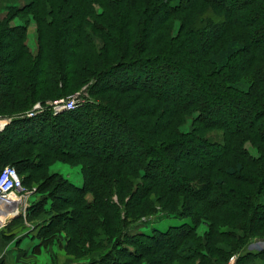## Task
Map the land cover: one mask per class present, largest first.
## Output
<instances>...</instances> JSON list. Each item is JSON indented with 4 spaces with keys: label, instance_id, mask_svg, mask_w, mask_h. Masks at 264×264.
<instances>
[{
    "label": "trees",
    "instance_id": "1",
    "mask_svg": "<svg viewBox=\"0 0 264 264\" xmlns=\"http://www.w3.org/2000/svg\"><path fill=\"white\" fill-rule=\"evenodd\" d=\"M84 87L83 106L25 117ZM3 118L0 171L47 192L28 209L49 216L40 246L64 233L86 264L264 261L248 249L264 240V0H0ZM156 215L190 223L141 232Z\"/></svg>",
    "mask_w": 264,
    "mask_h": 264
},
{
    "label": "crops",
    "instance_id": "2",
    "mask_svg": "<svg viewBox=\"0 0 264 264\" xmlns=\"http://www.w3.org/2000/svg\"><path fill=\"white\" fill-rule=\"evenodd\" d=\"M37 199V195L32 194L26 196L23 202L19 200L15 202L14 205L18 208L23 206L21 214L8 218L0 224V261L2 264H86L85 261L75 260L64 252V234L57 235V239L52 244L40 246L41 240L38 238V232L41 223L49 216L47 214L37 217L28 215V209L39 202ZM48 207L46 206L47 210ZM14 219L16 221L10 224ZM2 236H10L11 239L7 240ZM37 248H39L38 251H36ZM263 248L264 240H257L248 249L258 252ZM251 264H264V261L256 259Z\"/></svg>",
    "mask_w": 264,
    "mask_h": 264
},
{
    "label": "rangeland",
    "instance_id": "3",
    "mask_svg": "<svg viewBox=\"0 0 264 264\" xmlns=\"http://www.w3.org/2000/svg\"><path fill=\"white\" fill-rule=\"evenodd\" d=\"M98 11H99V9H98ZM22 23H23V21H21L20 19H16V20H14L12 22V25L13 26L21 25ZM36 41H37L36 26H35V23L30 19L28 27H27V32H26V45H27L28 49L30 50V52L33 55H35L36 52H37V42ZM85 88L86 87L82 88L80 91H78V92L73 94L74 96L75 95L78 96L79 107L83 106V104H85L86 102H89V96L86 93ZM73 95H71V96H73ZM68 97H70V96H68ZM54 101H57V100L46 101L45 103L37 102L30 108V110H28V112H25V114L27 115L28 113H30L36 106H40L42 112L44 110H47V109L50 110L51 109V105L53 104ZM26 115H25V117H27ZM17 117H18V115H17ZM3 120L6 121L4 124L7 125L10 122L11 119L10 118L0 119V121H3ZM190 122H191V119H188L186 124L181 128V130L183 132H187L189 130ZM65 132L63 133V136L61 137L62 141L63 142H67V144L74 146L73 142L70 141V139L67 138V136H66L67 132L66 133ZM246 149L248 150V152L252 156H254V157L258 156L256 150L254 148H252L250 146V144L246 145ZM7 166H10V165H7ZM49 172L51 174H53V173L60 174L61 176H63V178H65L66 180L70 181L75 186L80 187L82 185V176H81L80 166L73 167V166H69L67 164L56 162L49 168ZM36 189H37V185L36 184L25 186L24 187V191L20 195H18V200L23 202V200H24V198L26 196H31L32 194H34V195H37V198H38L37 200L40 202L42 200V198L47 196V192H45L44 194H41L39 192H36ZM31 199H33V197H31ZM49 202L50 201H48V203ZM0 208H1V210H5L6 209V207H4L2 205H0ZM22 209H23V206L21 205L19 207V214H21ZM142 222H144V225H141L139 227L140 228L139 230L141 232H145L146 234H150L152 229H158L159 231H163L164 232L171 226H180L182 224H189L190 220L187 219V218L180 220V219H175V218H166V217H164L162 215H156L154 217L148 218L147 220H141V223ZM136 225H138V224H136ZM136 225L133 224L132 226L135 227ZM204 231H206V227L201 225L198 228V233L199 234H203ZM62 234H64V233H62ZM57 235H61V234H57ZM57 235L53 239V241L51 243H49V244H52L53 242H55V240L57 239ZM63 239H64V245L63 246H65V243H66L65 234H64V238ZM63 250H64V247H63ZM64 252H65V250H64ZM67 255H69V254H67ZM69 256H72V255H69ZM72 257L75 260L85 261L86 263L89 262V260H90V258L88 256H83V257H79V258H75L74 256H72ZM232 257H234V264H235L236 260L238 258L237 254L232 255L225 264H227Z\"/></svg>",
    "mask_w": 264,
    "mask_h": 264
},
{
    "label": "built area",
    "instance_id": "4",
    "mask_svg": "<svg viewBox=\"0 0 264 264\" xmlns=\"http://www.w3.org/2000/svg\"><path fill=\"white\" fill-rule=\"evenodd\" d=\"M79 107L78 104V96H70L66 99H60L54 101L51 105V111L53 115L59 114L64 111H73ZM40 106H36L30 113L26 116L28 118H32L37 114L41 113ZM9 121V120H8ZM4 126V125H3ZM3 126L0 128V132L3 130ZM24 191V187L22 184V179L17 174V171L12 166H6L0 171V202L7 204L8 208H10V197L14 196L18 199V195H20ZM20 201V200H19ZM17 213H19V208L17 205ZM227 264H234V257H232Z\"/></svg>",
    "mask_w": 264,
    "mask_h": 264
},
{
    "label": "bare ground",
    "instance_id": "5",
    "mask_svg": "<svg viewBox=\"0 0 264 264\" xmlns=\"http://www.w3.org/2000/svg\"><path fill=\"white\" fill-rule=\"evenodd\" d=\"M6 121H0V128L4 125ZM10 208H8L7 204L5 203H1L0 205L6 207L5 210H1L0 208V224H3L8 218H12L13 216H16L17 213V209L15 208L14 203L18 201V199H16L14 196L10 197Z\"/></svg>",
    "mask_w": 264,
    "mask_h": 264
},
{
    "label": "water",
    "instance_id": "6",
    "mask_svg": "<svg viewBox=\"0 0 264 264\" xmlns=\"http://www.w3.org/2000/svg\"><path fill=\"white\" fill-rule=\"evenodd\" d=\"M5 126H6V125L3 126V129H4ZM16 215H18V213H17Z\"/></svg>",
    "mask_w": 264,
    "mask_h": 264
}]
</instances>
